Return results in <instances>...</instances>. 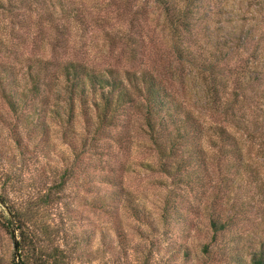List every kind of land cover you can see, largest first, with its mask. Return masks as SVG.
Returning <instances> with one entry per match:
<instances>
[{"label":"rangeland","instance_id":"rangeland-1","mask_svg":"<svg viewBox=\"0 0 264 264\" xmlns=\"http://www.w3.org/2000/svg\"><path fill=\"white\" fill-rule=\"evenodd\" d=\"M50 2L0 10V60L18 78L34 70V62L68 58L95 69L146 68L195 112L213 118L198 73L193 65L176 58L167 22L154 0H59L66 11L53 8L52 12ZM200 3L202 13L208 10L209 21L200 25L199 44L212 49V40L228 38L230 48L223 61L243 60L256 35L264 33V0ZM54 76L50 69L44 75L50 102L58 90L59 77ZM245 93L241 104L247 112L244 116L253 119L254 143L244 135L241 139L254 160L252 176L213 171L212 184L199 196L194 188L169 183V177L157 168L153 147L141 134H134L126 146L108 141L107 153L74 154L54 120L47 119V134L34 132L23 150L11 143L0 122V174L18 175L14 191L8 185L2 187L0 175V192L10 189L7 194L18 207L25 190L42 185L43 174L53 166L71 168L59 197L39 212L58 228L57 240L69 254L67 264H248L253 250L264 249V74L246 85ZM234 105L239 112L238 102ZM0 115L11 117L1 98ZM225 125L239 134L231 123ZM110 168H114L116 184L98 181V174L110 173ZM114 186L123 188L120 197L108 195ZM212 192H217L215 210L230 218L217 232L207 221ZM0 214L10 220L6 230L0 216V264H10L11 257L17 260L10 232L15 223L1 204ZM15 237L17 242L16 229Z\"/></svg>","mask_w":264,"mask_h":264},{"label":"trees","instance_id":"trees-1","mask_svg":"<svg viewBox=\"0 0 264 264\" xmlns=\"http://www.w3.org/2000/svg\"><path fill=\"white\" fill-rule=\"evenodd\" d=\"M154 1L167 22L176 58L195 67L213 118L205 119L195 112L146 68L95 69L68 58L51 63L52 60L34 62V70H28L23 80L9 64L0 60V98L11 115L9 118L0 115V122L6 126L9 139L17 149L25 147L34 132L45 136L48 131L45 121L53 119L74 154L84 150L99 155L107 153L106 147L109 150L112 141L126 146L134 134H141L153 147L157 168L169 177V183L194 188L199 196L212 184L213 171H242L254 175V160L249 159L248 149L241 139L244 135L245 140L254 143L253 119L244 116L247 112L241 101L246 95V85L260 73L264 74V33L260 31L256 35L243 60L228 63L223 61L230 48L228 38L212 40V49L199 44L200 25L209 21L208 10L202 13L200 9V0ZM30 2L41 4L42 0H0V10L29 8ZM49 5L51 12L53 8L66 11L59 0H51ZM48 69L54 77H59L52 102L45 93L44 75ZM237 102L239 112L234 109ZM227 122L238 129L239 134L229 129ZM24 132L27 135L23 140ZM113 170L98 174V181L116 184L112 182ZM70 173L71 168L67 166H53L51 172L43 174L42 185L31 192L25 190L17 207L7 193L10 189L16 190L18 175L1 172L2 187L11 188L0 192V200L9 208L18 235L17 260L11 257L10 264H67L69 254L57 240L58 228L41 218L39 212L59 197ZM116 187L108 191L109 196L120 197L119 193L124 190ZM213 194L207 221L210 229L217 232L225 228L230 218L215 210L213 202L217 192ZM0 216L7 230L10 220ZM248 264H264V249L253 250Z\"/></svg>","mask_w":264,"mask_h":264},{"label":"water","instance_id":"water-1","mask_svg":"<svg viewBox=\"0 0 264 264\" xmlns=\"http://www.w3.org/2000/svg\"><path fill=\"white\" fill-rule=\"evenodd\" d=\"M0 204L5 208V210L8 213V215L11 216V212H10L9 208L5 205V203L0 200ZM10 232H11V235L13 237L14 245H15L16 244V241H15L16 237H15V229H14V226H12L10 228Z\"/></svg>","mask_w":264,"mask_h":264}]
</instances>
